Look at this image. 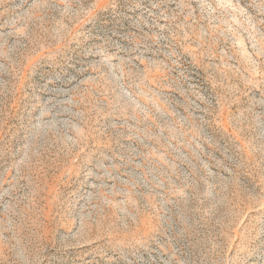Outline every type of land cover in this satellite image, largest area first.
<instances>
[{"label":"rangeland","instance_id":"obj_1","mask_svg":"<svg viewBox=\"0 0 264 264\" xmlns=\"http://www.w3.org/2000/svg\"><path fill=\"white\" fill-rule=\"evenodd\" d=\"M0 264H264V0H0Z\"/></svg>","mask_w":264,"mask_h":264}]
</instances>
